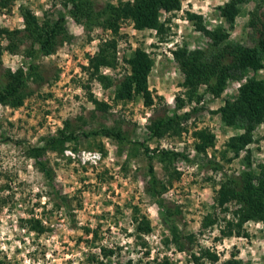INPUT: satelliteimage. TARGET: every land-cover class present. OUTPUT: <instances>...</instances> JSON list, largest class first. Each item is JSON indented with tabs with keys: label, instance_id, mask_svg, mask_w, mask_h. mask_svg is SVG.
<instances>
[{
	"label": "rangeland",
	"instance_id": "374dc122",
	"mask_svg": "<svg viewBox=\"0 0 264 264\" xmlns=\"http://www.w3.org/2000/svg\"><path fill=\"white\" fill-rule=\"evenodd\" d=\"M66 1L0 0V29L12 32L24 28L22 7L32 10L41 21L67 16L66 37L50 56L30 55V42L15 50L5 36L0 37V77L8 70L28 72L31 64L37 66L24 105H0V264H88L92 255L108 264H155L163 258L187 264L189 254L205 248L218 256L217 262L206 259L207 264H224L233 253L241 264H264L262 222H248L244 227L247 236L233 237L221 236L223 223L203 226L204 218L215 211L216 192L225 175L240 176L264 168V124L256 129L254 143L238 158L231 163L223 159L228 141L241 132L226 126L218 110L236 98L246 77L230 80L219 97L205 93L202 86V98L198 95L188 101L186 74L174 57L179 48H211L213 39L201 27L212 33H227L228 41L254 46L257 34L250 22L257 9L258 16L264 14L260 0L241 5L233 27L221 15V8L231 0H182L180 11L162 13L160 20L166 28L163 36L157 30L139 31L131 22H122L116 37L117 60L114 66L100 70L112 79L111 87L92 78L88 70L89 58L111 33L97 27L89 31L76 22ZM91 1L98 12H104L109 5L134 0ZM192 15L198 18L191 19ZM137 49L146 50L154 60L149 76V87L156 98L152 107L145 106L140 96L119 100L116 95L117 86L130 71L127 62ZM256 77L264 79V69ZM177 98L186 102L182 109H178ZM185 114L190 117L181 121V133L177 127L161 139L150 137L149 127L158 119ZM104 128L121 130L131 143L103 136L99 132ZM201 129H209L216 136L215 147L206 154L195 148L193 132ZM60 132L74 134L76 139L67 142L63 150H50L44 155L52 172L51 185L28 150L42 146L46 138ZM142 143L153 154L158 178L172 182L161 197L173 212H180L172 222L183 236H194L193 242L186 241L185 252L167 243L172 240L171 226L148 192L150 159ZM67 149L98 151L102 161L94 167L84 166L78 159L66 157ZM156 150L186 157L165 167L154 156ZM210 161L222 170L215 171ZM136 208L151 222L149 235L136 232ZM216 213L221 218L232 216L219 208ZM33 216L45 222L48 231L44 235L23 229V222ZM103 249L113 255L104 257Z\"/></svg>",
	"mask_w": 264,
	"mask_h": 264
},
{
	"label": "trees",
	"instance_id": "16d2710c",
	"mask_svg": "<svg viewBox=\"0 0 264 264\" xmlns=\"http://www.w3.org/2000/svg\"><path fill=\"white\" fill-rule=\"evenodd\" d=\"M249 0H231L221 8V15L233 27L239 12V7ZM264 7V0H260ZM259 4V6H260ZM66 6H70L69 14L72 18L92 31L94 28H101L110 32L109 38L102 39L99 51L95 56L89 58L88 70L91 76L97 77L105 87H111L113 81L110 77L100 74L102 67L114 66L117 56V39L122 22L129 21L139 30H157L159 35L165 34V24L161 22L162 13H173L180 11L182 0H134L133 2L120 3L117 6L109 5L104 12H98L91 0H67ZM260 8V7H259ZM262 8V6H261ZM260 8V9H261ZM24 19V28L17 31L0 29V37L5 38L18 50L25 42H30L32 50L30 55L42 54L44 56L53 55L66 37V15H62L55 21H41L37 15L26 7L21 8ZM259 9L252 13L251 27L255 30L257 38L255 45L250 47L238 42L228 41L227 33L209 32L206 28L200 29L213 39V44L208 50H188L179 48L174 52V57L181 69L186 74L184 87L188 101H193L199 95L202 86L206 88L205 93L214 97L221 96L227 88L230 80H238L246 77L245 83L239 88L235 99L226 101L218 113L223 123L234 128L241 133L230 138L226 145V153L223 159L231 163L234 158H238L255 141V131L264 124V79H259L256 74L264 69V14L258 16ZM198 18L192 15L191 19ZM1 60V56H0ZM130 71L124 80L117 86V98L119 100H132L137 96L143 99L144 105L152 107L155 104V97L149 87V76L154 66V60L150 54L143 49H137L134 56L128 60ZM37 66L31 64L28 72L19 69L16 72L8 70L0 77V105L20 108L28 96L29 80L36 73ZM253 73L252 76L248 74ZM199 95V99L202 98ZM178 109H182L186 102L182 98H177ZM100 105L97 101H95ZM104 109H107L104 107ZM190 114L184 116L175 115L158 119L149 127L152 139H161L171 132L177 131L181 127V121L187 120ZM182 128L178 133H181ZM103 136L112 138L119 142L128 143V139L121 130L104 128L100 132ZM195 148L198 153L206 154L209 148L216 145V136L209 129H201L193 132ZM76 139L74 134L60 132L55 136L46 138L42 146H31L28 155L35 160L36 166L45 175L49 184L52 185V172L43 157L50 150H63V146ZM131 143V142H129ZM144 154L148 155L149 180L147 182L148 192L153 197L157 206L162 210L164 221L171 226V242L176 248L185 252L186 241L193 242L194 236H183L173 221L175 215L180 212H173L161 198L167 192L172 182L166 183L160 180L155 172L152 163L153 154L145 144H141ZM233 157H228V153ZM154 156L165 167L173 165L179 158L186 157L179 152L169 150H159L154 152ZM188 159V158H184ZM215 171H221V166L210 161ZM231 206H235L231 209ZM221 209L224 213H231V218H221L216 213V209ZM133 221L136 225L138 235H149L152 232L150 220L142 215L140 210L135 209ZM250 221H259L264 225V168L260 171H248L240 176L225 175L220 182V188L216 192L215 211L204 218L203 226L212 227L223 223L220 228L222 237L247 236L245 225ZM23 229L29 233L33 232L37 236L44 235L48 228L45 222L33 216L25 220ZM141 238V237H140ZM103 251L104 257L113 255L110 251ZM232 259L224 264H241L236 260V253L232 254ZM187 264H207L206 259L217 262L218 256L210 249H201L197 253L189 254ZM108 259V258H106ZM88 264H108L96 255H92ZM111 264V263H109ZM151 264V263H147ZM155 264H175L168 258L158 260ZM215 264V263H213Z\"/></svg>",
	"mask_w": 264,
	"mask_h": 264
},
{
	"label": "built area",
	"instance_id": "2783aa9c",
	"mask_svg": "<svg viewBox=\"0 0 264 264\" xmlns=\"http://www.w3.org/2000/svg\"><path fill=\"white\" fill-rule=\"evenodd\" d=\"M65 156L70 159H78L79 162L88 167L97 166L102 161V153L98 151H82L74 152L73 150H65Z\"/></svg>",
	"mask_w": 264,
	"mask_h": 264
}]
</instances>
